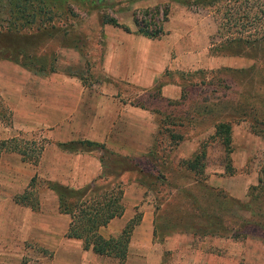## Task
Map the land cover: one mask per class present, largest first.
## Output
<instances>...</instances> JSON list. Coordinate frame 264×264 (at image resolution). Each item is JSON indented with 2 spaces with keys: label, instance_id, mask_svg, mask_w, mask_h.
Returning a JSON list of instances; mask_svg holds the SVG:
<instances>
[{
  "label": "rangeland",
  "instance_id": "obj_1",
  "mask_svg": "<svg viewBox=\"0 0 264 264\" xmlns=\"http://www.w3.org/2000/svg\"><path fill=\"white\" fill-rule=\"evenodd\" d=\"M50 1L56 4L49 6ZM89 1L48 0L52 23L46 20L40 31L31 27L6 33L0 24L2 43L16 51L19 60L20 54L27 55L22 59H26L25 64L42 67L44 72L5 62L30 76H75L88 89L110 84L101 67V16L122 22L132 11L138 21L160 23L164 6H168L167 17L173 15V29L180 30L188 40L184 50L194 46L193 53L200 56V68L166 70L150 91L114 85L122 104L143 111V116L136 119L144 132L141 147L124 150L117 144L96 143L77 151H92L98 160L102 157L109 163L116 157H127L135 165L133 171L121 174L114 182H120L123 191H139L131 192L125 200L121 198V204L131 209L136 224L141 207L152 212V238L150 250L141 257L133 252L130 261L136 257L144 264H264V41L227 43L223 31L219 30L221 38L217 35L215 11L188 0ZM17 2L0 0V21L8 19ZM155 7L159 8L157 13ZM181 36L177 37L179 42ZM177 54L172 48L170 58ZM30 57L33 62H29ZM165 81L178 86L177 99L161 96L160 86ZM12 87L15 90L0 84V143L17 139L19 144L27 143L25 152L32 149L37 153L39 146H45L41 137L44 128L34 120L33 125L23 126L31 110L22 99V87ZM8 91L11 95L16 91L11 102ZM221 122L230 127L227 155L214 135V125ZM168 135L182 137L170 151ZM197 154L202 158L194 174L186 163ZM23 163L17 154L0 148V264H44L51 258V252L35 240L40 237L36 230H44L43 220L33 212L27 217L24 208L12 201L27 186L29 172L33 173L29 171L31 166ZM34 177L37 196L48 194L47 185L41 182L46 180ZM45 201H52L49 194ZM32 232L35 234L31 236Z\"/></svg>",
  "mask_w": 264,
  "mask_h": 264
},
{
  "label": "crops",
  "instance_id": "obj_2",
  "mask_svg": "<svg viewBox=\"0 0 264 264\" xmlns=\"http://www.w3.org/2000/svg\"><path fill=\"white\" fill-rule=\"evenodd\" d=\"M131 12L122 22L114 17L118 24L128 28L129 33L110 25H103L102 28V73L112 84L88 89L82 87L75 76H30L11 63L0 61V84L14 90L13 85L21 86L22 99L29 103L30 119H26L29 121L23 123V126L33 125L34 120L39 128H44L41 137L46 142L36 163L22 161L31 166L29 171L33 172H29L27 181L36 175L48 182L67 187L90 184L100 174V163L96 155H91L92 151L69 152L58 148L57 144L82 140L105 143L111 147L117 144L119 149L122 147L124 150L141 147L144 132L138 128L136 119L143 116L140 115L143 111L122 104L117 86L114 85H128L141 92L150 91L157 87L166 70L175 72L200 68V56L197 57V52L193 53L194 46H188V50H184L183 46L188 45V40L185 41L184 34L178 32L180 30L173 29V15L170 14L164 24L165 35L160 39L150 40L134 33ZM179 18V21L183 20V17ZM178 35H183L181 42L177 39ZM172 48L178 53L174 59L170 58ZM203 54H206V49ZM8 92V100L11 102L16 91H13L14 95ZM160 94L174 100L178 98L179 88L174 83L165 81L160 86ZM134 189H124L122 199L125 200L128 194L138 191ZM48 194L52 199L50 205L45 201ZM48 194L43 192L40 198L38 196L39 211L20 206L24 208L27 217H31L33 212L45 224L43 231L36 230L40 237L36 235L39 239H35L39 246L51 252V258L44 264H144L141 258L135 257L133 262L130 258L133 252L141 257V254L147 253L151 248L152 212L141 207L142 215L130 233L123 261L106 258L114 261L104 263L105 257L96 256L90 250H82L79 240L64 237L69 217L58 213L55 195L51 191ZM47 204L50 208H47ZM132 216L131 209H124L119 218L110 220L105 227L99 229V234L105 239L116 237ZM32 234L35 233L32 232L31 236Z\"/></svg>",
  "mask_w": 264,
  "mask_h": 264
},
{
  "label": "trees",
  "instance_id": "obj_3",
  "mask_svg": "<svg viewBox=\"0 0 264 264\" xmlns=\"http://www.w3.org/2000/svg\"><path fill=\"white\" fill-rule=\"evenodd\" d=\"M97 1L99 3L101 0ZM47 2L48 0L44 2L43 0H18L12 6L14 8L9 11L8 19L0 21V24L6 33L9 30L22 32L31 27H34L36 31H40L46 20L49 24L52 23L51 16L53 14L48 8ZM89 2L92 4L93 0ZM102 2L107 3V0H102ZM188 2L203 8H212L215 11L218 15L216 19L217 35L221 38L222 34L219 30L223 31L228 36L225 38L227 43L254 44L258 41H264V0H188ZM51 4L56 3L50 1L49 6ZM158 10L159 8L155 7L156 13ZM167 14L168 6H164L160 14V23L138 21L137 17L132 14V22L135 27L134 33L150 40L160 39L166 33L164 24L168 18ZM100 24L110 25L129 33L127 27L118 24L113 17H108L107 15L101 16ZM2 36L3 33H0V60L12 62L32 72H44L42 67L25 64L26 59H22L26 58L27 55L20 54V58H22L19 60L16 51L10 49L5 42L2 43ZM32 60L33 58L29 62H33ZM213 128L214 135L223 146L226 155L229 154L231 144L229 124L216 123ZM181 141L182 137L179 135H168L167 144L169 151ZM19 142L17 139H9L1 142L0 148L19 155L22 161L27 160L35 164L43 146L37 148V153H34L36 151L32 149H26L25 152L23 149L27 148L25 147L27 143L22 145ZM29 144L33 145L34 142ZM92 145L95 146L96 143L79 140L61 144V147L69 152H77L83 147ZM99 146L101 147L102 145ZM201 158L202 155H195L191 161H187L186 168L194 174L198 173L196 166ZM99 162L102 169L101 173L90 184L83 187L71 188L55 182H41L45 183L47 185L46 189L55 195L58 213L69 217L70 221L64 237L79 240L84 251L90 250L96 256L122 262L126 256L130 233L136 225L134 219H130L114 238L105 239L98 231L105 227L110 220L119 218L122 215L124 211L121 204L123 190L121 183H116L114 180L123 173L133 171L135 165L127 157H116L110 163L101 157ZM36 184V177L30 178L23 191L12 197L13 203L27 207L32 211H37L39 202L36 194Z\"/></svg>",
  "mask_w": 264,
  "mask_h": 264
}]
</instances>
